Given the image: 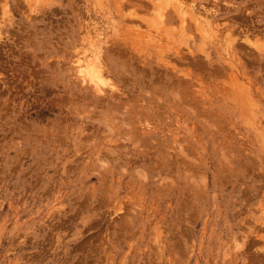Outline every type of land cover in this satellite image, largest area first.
Returning a JSON list of instances; mask_svg holds the SVG:
<instances>
[{
    "label": "rangeland",
    "instance_id": "374dc122",
    "mask_svg": "<svg viewBox=\"0 0 264 264\" xmlns=\"http://www.w3.org/2000/svg\"><path fill=\"white\" fill-rule=\"evenodd\" d=\"M161 5L0 0V264H264V0Z\"/></svg>",
    "mask_w": 264,
    "mask_h": 264
},
{
    "label": "bare ground",
    "instance_id": "6f19581e",
    "mask_svg": "<svg viewBox=\"0 0 264 264\" xmlns=\"http://www.w3.org/2000/svg\"><path fill=\"white\" fill-rule=\"evenodd\" d=\"M157 1L160 2V4H162L161 5L162 7H159L161 10L164 9L163 8V6H164L163 4H166V3L170 2V0L169 1L168 0H157ZM193 5H192V7H193ZM194 6L197 7L196 5H194ZM192 10H193V8H192ZM194 10H198V8H195ZM198 13H200V11ZM159 16H160V14H159ZM162 16H163V14H162ZM154 19H157V18H154ZM158 23L159 22L157 20V24ZM158 25H160V23ZM91 54H93V52H91ZM76 63L78 64L77 65V72H78V75L81 77V79L83 81L95 84L97 86L98 92L104 91V89H105L104 87H107L108 85H109L110 88L112 87L110 82H109V84L105 83L103 81L102 77L99 75V73H98V59L97 58L90 57V55L89 56L88 55H83L82 57H80V58L78 57L77 58Z\"/></svg>",
    "mask_w": 264,
    "mask_h": 264
}]
</instances>
